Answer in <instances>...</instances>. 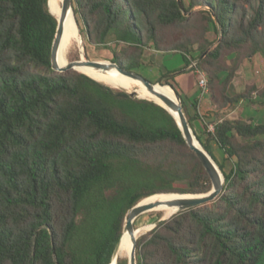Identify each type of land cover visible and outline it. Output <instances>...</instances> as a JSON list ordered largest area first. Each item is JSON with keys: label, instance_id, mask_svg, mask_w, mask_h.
<instances>
[{"label": "trees", "instance_id": "16d2710c", "mask_svg": "<svg viewBox=\"0 0 264 264\" xmlns=\"http://www.w3.org/2000/svg\"><path fill=\"white\" fill-rule=\"evenodd\" d=\"M180 1L72 7L86 42L121 67L138 72L148 50L189 65L212 47L192 69L206 74L215 114L241 99L264 106V83L229 94L243 63L264 57V0ZM52 13L50 0H0V264H111L128 209L157 193L207 192L211 179L160 104L52 69ZM196 135L230 164L216 161L223 191L139 236L137 264H264V124L225 118Z\"/></svg>", "mask_w": 264, "mask_h": 264}, {"label": "water", "instance_id": "95a60500", "mask_svg": "<svg viewBox=\"0 0 264 264\" xmlns=\"http://www.w3.org/2000/svg\"><path fill=\"white\" fill-rule=\"evenodd\" d=\"M179 5L181 4V1L178 0ZM69 11H72L75 22L77 24V27L80 32V26L75 18L73 7H72V0H63L62 1V10L59 16H55L57 20V26L56 31L51 47V67L52 69L56 71H65L69 69H75L77 71L79 66H88L95 70H108V69H115L116 72L120 75L126 76L127 78H130L131 80L138 81L140 84H142L148 92H150L152 95L157 97L162 103H159L153 99L154 102L160 104L162 107H164L175 119L186 143L188 146L196 153V155L199 157L200 161L202 162L203 166L205 167L206 171L208 172L210 179H211V188L209 191L204 193H161V194H174L175 196L169 197L167 199H159L155 202L151 203H144V199L140 200L138 203H136L134 206H132L130 209H128L124 224H123V232H128L131 236L132 240V250L130 253V256L128 258V264H137L136 259V243H137V232L138 230L135 229V226L133 224L134 220L143 212L151 210L156 207L164 206V207H174L176 208L177 212L179 213L181 211L188 210L190 208H194L197 206L204 205L206 203H209L213 200H215L223 191L224 183H225V177L222 173L220 167L216 163V161L212 158V156L209 154V152L203 147L201 141L198 139L196 133L190 126V123L185 115V112L183 110V106L181 103V98L179 94L174 91L170 83H166L165 80L171 78L174 76L177 72L174 73H168L161 77L157 82H152L149 79L145 78L142 74L139 72L128 70L123 67H121L119 64L108 61V63L103 62V60H89L86 59L83 54H81L80 59L73 60L70 62H67L65 65H59L57 62L58 59V52H59V46L61 43V39L64 32V25H65V19L67 17V14ZM210 47L206 52H204L202 55H200L197 59L192 61L189 64V68H192L197 65V63L204 58V56L208 53V51L211 49ZM84 47H82L81 53L83 52ZM83 73V72H82ZM85 74V73H84ZM87 75V74H86ZM89 76V75H88ZM91 77V76H89ZM93 78V77H91ZM95 79V78H93ZM97 80V79H95ZM98 81V80H97ZM100 82V81H99ZM105 84V83H104ZM114 88H119L118 86L109 85ZM162 86H169L174 94L175 98H171L169 95L162 92L160 89L157 88ZM130 94V96L138 97V98H145V97H139L137 93L134 91H127L125 89H122ZM149 99V98H146ZM196 142V143H195ZM147 198V197H146ZM175 213V214H176ZM171 217V214L167 217H164V213L161 215V217L153 223L150 229L154 228L156 225H158L161 222H164L168 220ZM149 229V230H150ZM122 238V234L120 237L119 242L117 243L114 252L112 254V258L115 254V252L118 249V246L120 244ZM111 258V260H112Z\"/></svg>", "mask_w": 264, "mask_h": 264}, {"label": "crops", "instance_id": "0c3cea01", "mask_svg": "<svg viewBox=\"0 0 264 264\" xmlns=\"http://www.w3.org/2000/svg\"><path fill=\"white\" fill-rule=\"evenodd\" d=\"M148 56L150 58H148ZM256 56L254 58H256ZM161 59L162 61L167 59L175 60L174 63H172V65L168 67L167 70L164 72L165 73L164 75L168 73L177 72L174 76H172L168 80H170V82L171 81L176 82L177 87L181 92L180 97L184 103L187 114L191 117H194V120L192 121V129L196 134L201 135L207 131L210 132L211 130L210 126L214 128L217 122L225 118L250 119L254 123H262L259 121L264 118V106H261L259 104H252V103L249 104L248 102H246V100L243 99L237 101L236 103H233L232 106H230L229 108H227L217 116L215 114L214 107L211 104L209 91L206 93H202L200 90V87L198 85V80L200 77L199 74L192 68H189V65L185 64V61L181 55L168 54V58H166L165 54H161L154 50H148L146 52L144 65L148 66L152 64H157V60H161ZM248 61L250 60H246L243 63V65H245ZM162 74L163 73H160V76ZM221 76L223 78L224 74H222ZM253 79H252L253 81L246 83L240 91H236V92H241L247 84L256 83L258 85L259 83L258 81L260 80H256V78ZM158 80H155L154 82H157ZM234 93H231L229 89L230 95H233ZM243 114L244 116H241ZM256 118L259 121H255ZM202 137L205 138V135H202ZM215 147H216L215 141H211L210 148L214 150Z\"/></svg>", "mask_w": 264, "mask_h": 264}, {"label": "rangeland", "instance_id": "374dc122", "mask_svg": "<svg viewBox=\"0 0 264 264\" xmlns=\"http://www.w3.org/2000/svg\"><path fill=\"white\" fill-rule=\"evenodd\" d=\"M61 2L62 0H60V4ZM209 37L211 39H214L215 35L211 32L209 34ZM109 46H111V44H108L106 47H109ZM120 46L121 44H118L116 45V48L119 49ZM82 47H84V50L81 53ZM61 52H62L63 57L67 60V62L80 59L81 54H83V56L89 60H103V62L105 63H108V61H111L110 59H108L111 56V50L108 48H105V46H95V45H91L87 43L83 35L81 34V32L79 33V29L73 31L69 36L62 39ZM165 57L168 58V54H165ZM148 58L150 57L148 56ZM174 61H175L174 59H167L164 61H162L161 59V60H157V64H152L148 66L143 65L141 67L136 68V70L140 74H142L145 78L154 82L155 80H158L161 77L160 73H164L167 70V68L170 67L172 63H174ZM253 78H256V80H260L258 81L259 82L258 85H262L264 83V80H263L264 79V57L261 55H257L256 58L253 57L252 60L248 61L245 65L241 66L237 76L231 82V85L229 88L230 92L234 93L236 91H240L246 83L255 80ZM97 80L107 85H113L109 81H106V80H101V79H97ZM171 83L175 86L177 92L181 94V92L179 91V88L177 87L176 82L171 81ZM246 102L249 103V101H246ZM241 116H244V114ZM255 121H259V120L256 118ZM259 122L264 123V118L261 119ZM215 146L216 147L214 150L211 149L213 157L216 159L218 163L220 164L224 163L226 167V171H228L229 170L228 167L230 164L224 161L225 155H224L223 150L219 147V145L216 142H215ZM147 198H145L144 201ZM151 213H157V212H145V213L140 214L134 220L135 223L133 224L135 228L147 226L150 223L158 219V217L156 216L154 217L151 216L150 215ZM161 213L163 214L164 212H161ZM146 232L147 230L143 231L140 235H138V237L141 236L142 234H145ZM128 257L129 255L128 256L125 255V256H121L120 258L121 259L126 258L128 260Z\"/></svg>", "mask_w": 264, "mask_h": 264}, {"label": "bare ground", "instance_id": "6f19581e", "mask_svg": "<svg viewBox=\"0 0 264 264\" xmlns=\"http://www.w3.org/2000/svg\"><path fill=\"white\" fill-rule=\"evenodd\" d=\"M50 4H51L53 10L55 11V14L57 16H59L61 13V10H62V2L60 4V0H50ZM77 29H78V27H77V24L75 22L73 13H72V11H69V13L67 14V17L65 19L64 32H63L62 39L69 36L73 31H75ZM62 39H61V43H62ZM61 43L59 46L57 62L59 65L62 66V65H65L67 63V60L62 55ZM78 70L82 71L83 73H85L91 77L109 81L111 84H113L114 86L117 85L121 89H125L127 91H134L135 90L137 95L140 97L150 98V99H153L159 103H162L157 97H155L150 92H148L146 90V88L142 84H140L138 81L131 80L130 78H127L126 76L118 74L115 69H108V70L104 71V70H95V69L88 67V66H79ZM157 88L160 89L165 94L169 95L171 98H175V94L169 86H162V87L157 86ZM172 196H175V195L174 194L157 193V194L151 195L150 197H148L143 202L144 203H151V202H155L156 200L167 199V198L172 197ZM160 211L164 212V217H167L170 214L172 216L177 212L176 208H174V207H164V206L156 207V208H153V209L145 211V212H160ZM145 212H143V213H145ZM157 220H155V221H157ZM154 222H152L149 225L144 226V227L143 226L142 227H136L135 229L138 230L137 237L143 231H145V230L149 231V229L151 228V226L153 225ZM133 223H135V221ZM132 245H133V243H132L130 234L128 232H123L120 244H119L118 249L115 252L112 260H111V264H116L117 260L121 256H125V255L130 256V253L132 250Z\"/></svg>", "mask_w": 264, "mask_h": 264}, {"label": "built area", "instance_id": "2783aa9c", "mask_svg": "<svg viewBox=\"0 0 264 264\" xmlns=\"http://www.w3.org/2000/svg\"><path fill=\"white\" fill-rule=\"evenodd\" d=\"M196 66L192 67L195 68ZM196 72L199 74V80H198V85L200 87V90L202 93H206L208 92V79L207 76L204 72L200 71V70H196ZM210 131H213L214 128L212 126H210Z\"/></svg>", "mask_w": 264, "mask_h": 264}]
</instances>
